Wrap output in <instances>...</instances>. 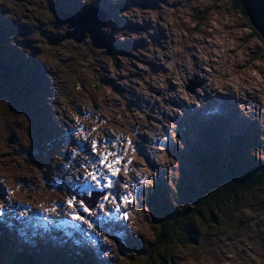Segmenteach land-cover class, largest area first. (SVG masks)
I'll list each match as a JSON object with an SVG mask.
<instances>
[{"label":"rangeland","instance_id":"374dc122","mask_svg":"<svg viewBox=\"0 0 264 264\" xmlns=\"http://www.w3.org/2000/svg\"><path fill=\"white\" fill-rule=\"evenodd\" d=\"M96 3L0 0V264H17L13 248L44 264H62L73 249L85 264H144L159 226L151 194H166L176 210L174 199L200 185L198 157L225 154L235 138L251 145L248 159H264V46L232 0ZM90 9L105 19L106 48L89 37L63 41L69 30L59 14ZM80 126L133 161L130 187L104 190L131 192L129 206L121 201L116 212L99 200L93 216L79 209L94 228L72 219L67 205L87 196L82 168L97 159L67 134ZM248 204L232 226L173 253V264H264V189Z\"/></svg>","mask_w":264,"mask_h":264},{"label":"trees","instance_id":"16d2710c","mask_svg":"<svg viewBox=\"0 0 264 264\" xmlns=\"http://www.w3.org/2000/svg\"><path fill=\"white\" fill-rule=\"evenodd\" d=\"M232 2L246 16L238 1ZM250 28L264 46L262 37L251 25ZM22 90L18 91L21 93ZM238 139L233 140L232 149L225 154L214 158L207 155L198 157L202 173L198 178L200 185L187 188L188 197H185L184 202L174 199L176 210L171 208L166 194L161 191L151 194L148 207L152 208L153 215L159 220V226L154 230L153 243L144 252V264H173V253L183 247L200 246L203 238L216 227L232 226V216L242 207L249 208V200L264 189V159H248L251 145ZM258 144L256 142L253 146L257 147ZM5 235L0 230V240ZM63 235L69 237L68 233L57 237ZM28 243L31 249L37 250L35 243ZM13 249L17 264H44L29 253L30 249L27 252L21 248ZM83 255L73 249L62 264L66 261L70 264H85L86 256Z\"/></svg>","mask_w":264,"mask_h":264},{"label":"snow or ice","instance_id":"6c2138e0","mask_svg":"<svg viewBox=\"0 0 264 264\" xmlns=\"http://www.w3.org/2000/svg\"><path fill=\"white\" fill-rule=\"evenodd\" d=\"M96 8H103V0H97L95 5ZM77 122L79 123V118H77ZM97 132L99 129L96 130ZM72 137H79L80 141L85 142V146L89 148V150L97 157L95 161H89L88 158H85V164L88 166L87 168H82V171L85 173L83 178V184L80 186L79 191L81 195H92V189L98 188L100 190V198L102 201H109L113 204L115 211H121V201L125 207L129 206L133 202L132 193L129 192L126 195H122L120 197H116L112 195L109 191L107 195H104L105 189H113L118 188L119 183L123 182V186L125 189L130 187L129 183L125 181V167L126 165H131L133 161L128 160L125 161L123 155L115 151V148L120 146L119 144H104L101 138L93 139L91 137V130L85 129L80 126L77 129H71L67 133ZM112 139H117L116 137H111ZM129 148H131L132 141H127ZM102 144L103 149H102ZM99 165L103 168V171L98 170H89L92 168H96ZM118 178V179H114ZM135 178V177H133ZM139 183H143V181H139ZM67 205L72 211L69 215L72 219L82 222L87 225L89 228H94V224L91 220L87 219L84 215H82L79 211L80 208L83 209L84 213H87L88 216L98 215L94 213L92 208L86 203L85 200L78 199L75 197L69 198L67 200ZM4 204L0 201V209H3ZM99 207L101 210L105 209L106 205L104 203H100ZM55 211V209H53ZM4 213L0 211V216ZM125 220L131 219V214L127 211L123 213Z\"/></svg>","mask_w":264,"mask_h":264},{"label":"water","instance_id":"95a60500","mask_svg":"<svg viewBox=\"0 0 264 264\" xmlns=\"http://www.w3.org/2000/svg\"><path fill=\"white\" fill-rule=\"evenodd\" d=\"M238 3L243 8L251 27L262 37L264 40V0H237ZM64 23L68 24V31L63 40H73L77 44L83 43L85 39L89 36L92 41V46L94 48H106L101 46L102 42L100 39L99 30L105 26L106 22L99 12L96 10H87L81 15L75 17H63ZM88 34V35H87ZM110 49V48H108ZM194 89H192V92ZM32 184L27 185V187H32ZM107 195L108 192H104ZM100 193H92L91 197L85 196L82 200L92 208V210L97 206L100 200Z\"/></svg>","mask_w":264,"mask_h":264},{"label":"bare ground","instance_id":"6f19581e","mask_svg":"<svg viewBox=\"0 0 264 264\" xmlns=\"http://www.w3.org/2000/svg\"><path fill=\"white\" fill-rule=\"evenodd\" d=\"M165 29V28H164ZM192 95V94H191ZM66 138V137H65ZM152 160H153V157H152ZM126 227V226H125ZM127 229V228H126Z\"/></svg>","mask_w":264,"mask_h":264}]
</instances>
